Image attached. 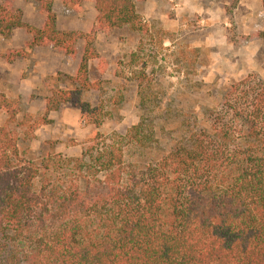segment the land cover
I'll use <instances>...</instances> for the list:
<instances>
[{
	"label": "trees",
	"instance_id": "1",
	"mask_svg": "<svg viewBox=\"0 0 264 264\" xmlns=\"http://www.w3.org/2000/svg\"><path fill=\"white\" fill-rule=\"evenodd\" d=\"M34 1L41 27L25 23L11 0H0V36L16 28L30 35L24 49L0 58L12 63L36 47L74 58L83 41L69 77L74 86L58 88L48 79L45 110L71 104L94 130L81 156L65 159L73 178L35 189L40 167L22 157L19 132L51 121L19 117L18 101L0 92V114H6L0 125V264H264V64L262 76L248 74L223 90L205 126L138 168L125 162L121 146L102 141L104 105H92L84 93L101 89V81L89 78L90 61L97 60L100 74L106 70L94 46L97 34L123 27L145 32L136 10L145 0ZM56 1L76 12L92 3L95 24L88 32L58 29ZM260 1L262 21L245 40L264 41ZM125 137L147 146L150 121L142 118Z\"/></svg>",
	"mask_w": 264,
	"mask_h": 264
},
{
	"label": "rangeland",
	"instance_id": "2",
	"mask_svg": "<svg viewBox=\"0 0 264 264\" xmlns=\"http://www.w3.org/2000/svg\"><path fill=\"white\" fill-rule=\"evenodd\" d=\"M11 1L25 23L42 26L36 1ZM232 3L145 0L136 3L145 32L123 27L97 34L94 46L106 70L100 74L97 60L90 61L89 78L101 81V89L85 92L84 99L104 105L105 118L99 128L102 141L121 146L126 163L138 168L155 163L175 143L207 124V111L218 106L229 84L251 73L263 75L264 41L243 39L262 21L261 1L240 0L235 8ZM53 9L60 30L88 32L96 22L90 2L83 3L80 12L58 1ZM230 38L239 43L234 45ZM29 39L23 28L0 36V55L24 49ZM82 48L83 41H79L74 58L46 47H36L28 58L12 63L0 58V92L18 101L19 117L27 113L51 121L34 132L29 128L19 132L22 157L40 167L35 189L47 180L73 178L65 159L80 157L93 133V126L71 104L49 113L45 110L47 80L58 88H72L69 77L75 76ZM142 118L150 121L153 137L145 147L125 137ZM5 120L6 114L1 113L0 125Z\"/></svg>",
	"mask_w": 264,
	"mask_h": 264
},
{
	"label": "crops",
	"instance_id": "3",
	"mask_svg": "<svg viewBox=\"0 0 264 264\" xmlns=\"http://www.w3.org/2000/svg\"><path fill=\"white\" fill-rule=\"evenodd\" d=\"M145 16H147V17H148V14H145Z\"/></svg>",
	"mask_w": 264,
	"mask_h": 264
}]
</instances>
